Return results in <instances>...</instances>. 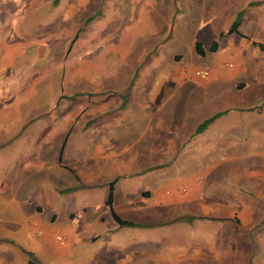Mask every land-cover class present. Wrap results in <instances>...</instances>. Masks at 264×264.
Listing matches in <instances>:
<instances>
[{
  "label": "crops",
  "instance_id": "obj_1",
  "mask_svg": "<svg viewBox=\"0 0 264 264\" xmlns=\"http://www.w3.org/2000/svg\"><path fill=\"white\" fill-rule=\"evenodd\" d=\"M86 1L82 0L83 4ZM138 15L142 20L143 11ZM133 20L137 22L136 16ZM235 34L247 38L239 27ZM125 36L124 30L119 46L112 51L117 56L112 67L116 76L124 67ZM4 37L13 40L9 32ZM5 38L0 39V67L15 62L19 67L9 76L8 86L0 83L4 89L0 91V147L15 142L10 143L13 153L3 164L8 171L0 173V192L5 207L14 204L16 210L29 211L28 226L36 231L41 254L32 257L24 253V263L41 264L46 260L47 264L52 258L54 263L48 264H221L232 259L229 251L221 249L226 236L221 232L227 229L228 233L233 230L232 235L244 233L239 237L247 242L234 238L243 248L247 244L264 248V210H251V198L262 197L253 191L247 195L252 182L248 180L250 184L245 186L226 176L225 161L220 159H209L200 171H188L185 167L193 163L178 156L179 151L193 146L198 151L234 148L238 143L234 133L237 126L234 123L231 128L223 117L228 106L244 109L256 97H238L237 104L235 97L221 94L225 84L216 80L218 84L207 89L215 92L208 95L213 100L211 110L199 118L198 125L220 115L200 133H195V122L193 126H197L189 137L181 139V133L176 138L170 129L162 136L155 130V116L165 101L155 102L147 80H133L143 57L129 79L107 78L93 90L91 79L84 75L58 88L49 78L46 81L38 68L22 66L24 62L19 61L25 47L18 40ZM236 49L238 46L231 51ZM239 63L237 71L244 66V61ZM155 65L160 68L162 63ZM103 70L107 76V68ZM241 71L238 76L244 75ZM172 83L179 85L177 80ZM62 90L69 101L56 104L53 95ZM83 130L89 132V138L67 143L71 132L75 135ZM227 133L228 138L221 135ZM191 139L194 142L184 148ZM252 184L264 197V180ZM110 190L114 212L132 225H120L113 219L106 203ZM77 196L83 197L82 204L76 205ZM56 199L59 202L54 203ZM79 210L83 213L76 216ZM59 214L63 216L61 224L54 227ZM105 221L107 225L99 227ZM199 221L208 227H198ZM92 225L98 227L96 232L89 231ZM155 229L166 232L164 240L150 238V231ZM57 233L65 236V246L56 242ZM249 255H241L240 264ZM10 258L9 254L4 260Z\"/></svg>",
  "mask_w": 264,
  "mask_h": 264
},
{
  "label": "rangeland",
  "instance_id": "obj_2",
  "mask_svg": "<svg viewBox=\"0 0 264 264\" xmlns=\"http://www.w3.org/2000/svg\"><path fill=\"white\" fill-rule=\"evenodd\" d=\"M250 2L255 3L248 6ZM72 3H76V6L73 7ZM8 10L12 12L8 13ZM240 10L243 11V18L239 30L247 38L242 39L235 33L219 38V32L231 24ZM141 11L143 18L139 20L138 12L140 14ZM134 16L137 22L133 20ZM89 17L90 21L85 23L84 19ZM3 21L7 24L3 25ZM124 30L127 34L122 39L125 44L124 67L116 76L112 67L117 63V56L112 51L119 46V38ZM7 32L12 34L13 40L4 37ZM0 37L7 41L18 40L25 47L19 61L24 62L22 66L38 68L45 75V80L49 78L47 80L52 81L54 86L59 85L58 88L69 80L82 79L84 75L91 79L93 90L99 89V81L107 78L129 79L134 66L143 57V65L133 80H147L150 92L154 91L155 102L165 101L164 107L157 110L155 116V130L162 136L169 129L176 133V138L181 133L184 134L181 139L192 134L199 118L211 110L213 100L208 95H215V92L213 89L208 92L207 89L215 87L218 84L216 80H222L225 84L221 94L235 97L237 104L238 97H256L249 102L252 105L244 109L228 106V112L223 117L225 124L231 128L234 123L237 126L234 133L238 143L234 148L198 151L193 146L189 150L182 149L178 156H184L193 163L185 167L188 171H200L209 159H220L221 162L225 161L223 168L226 176L238 183L247 186L248 180L252 183L264 180V50L257 45L264 43V0H87L85 4L82 0H2ZM196 42L200 43L204 55L195 51ZM214 42L217 43L216 48L209 50ZM236 46L238 49L231 51ZM247 46L250 47L249 54ZM240 60L244 61V66L237 71ZM158 61L162 65L155 68ZM17 64L0 67V83L8 86L9 76L19 67ZM105 67L107 76L103 75ZM197 69L209 70V77L199 78L195 74ZM241 70L245 73L238 76ZM27 73L30 74L29 69ZM172 80L179 82L178 87ZM3 90L0 88V91ZM168 95L173 97L167 98ZM187 96L189 102L184 104ZM53 98L56 104H67L69 101L63 90ZM195 122L197 125L193 126ZM140 123L138 127L141 130L143 120ZM206 127L207 124L200 132ZM197 128L195 133H200ZM221 135L228 138V133ZM88 136L89 132L85 130L75 135L71 132L67 143L80 142L81 138L87 139ZM193 142L191 139L184 148ZM10 143L0 147V173L8 171L3 164L9 160L7 156L13 153L9 150ZM252 183L247 195L253 191L255 196L262 198H251V210H264V197ZM244 196L248 201L245 193ZM82 199L75 197L76 205L82 204ZM4 201L5 197L0 192V264H26L22 260L24 253L32 257L41 254L36 245V231L28 226V210H16L14 204L5 207ZM57 202L58 199L54 201ZM82 213L79 210L76 216ZM62 218L59 214L53 226L60 225ZM107 222L99 227H105ZM197 223L198 227H208L206 224L200 225L201 221ZM97 229L92 225L89 231L93 233ZM228 232V229L221 232L226 234L222 238L224 248L221 249L229 251L232 259L221 264H240V257L246 252L250 255L247 260L244 258V264H264L263 247L247 244L243 248L234 238L245 240L239 237L244 233L232 235L233 230ZM165 237L166 232L161 229L150 231V238L154 241L164 240ZM261 238L259 232V243ZM9 254L11 258L4 260ZM50 261L54 263V259L50 258L47 264ZM41 264H46V260Z\"/></svg>",
  "mask_w": 264,
  "mask_h": 264
},
{
  "label": "trees",
  "instance_id": "obj_3",
  "mask_svg": "<svg viewBox=\"0 0 264 264\" xmlns=\"http://www.w3.org/2000/svg\"><path fill=\"white\" fill-rule=\"evenodd\" d=\"M255 2H250L248 3V6L250 5H253ZM243 18V11L240 10L237 12L236 16L234 17L233 21L231 22V24L223 31L220 32L219 34V37H223V36H226V35H230L232 33H235L237 32L238 30V27L241 23V20ZM91 19V17L87 18L86 22H89ZM255 43V42H254ZM256 44V43H255ZM216 45L217 43L214 42L212 43V45L210 46L209 50H214L216 48ZM259 46L260 49L264 50V43H258L257 44ZM195 49L197 51V53H199L200 55H204V50L202 49L200 43H196L195 44ZM220 115V113H217L215 114L214 116L210 117L209 119L205 120L203 123H201L199 125V127L197 128V132H200L205 126L206 124L211 121L212 119L218 117ZM107 205L109 206L110 208V211H111V214H112V217L113 219L120 225H132L131 222H127V221H124L122 219H120L116 213L114 212L113 208H112V190H110V192L108 193V196H107V201H106Z\"/></svg>",
  "mask_w": 264,
  "mask_h": 264
},
{
  "label": "built area",
  "instance_id": "obj_4",
  "mask_svg": "<svg viewBox=\"0 0 264 264\" xmlns=\"http://www.w3.org/2000/svg\"><path fill=\"white\" fill-rule=\"evenodd\" d=\"M195 74L202 79H207L209 77V70L207 69H197L195 71ZM55 240L56 242L61 245V246H65L66 245V238L64 237V235L62 233H57L55 234Z\"/></svg>",
  "mask_w": 264,
  "mask_h": 264
}]
</instances>
